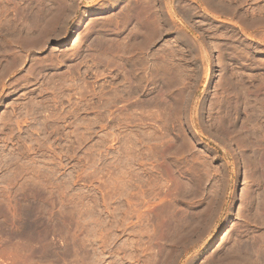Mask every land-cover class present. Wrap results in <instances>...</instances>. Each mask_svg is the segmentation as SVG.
<instances>
[{"label":"rangeland","instance_id":"374dc122","mask_svg":"<svg viewBox=\"0 0 264 264\" xmlns=\"http://www.w3.org/2000/svg\"><path fill=\"white\" fill-rule=\"evenodd\" d=\"M263 101L264 0H0V264H264Z\"/></svg>","mask_w":264,"mask_h":264},{"label":"bare ground","instance_id":"6f19581e","mask_svg":"<svg viewBox=\"0 0 264 264\" xmlns=\"http://www.w3.org/2000/svg\"><path fill=\"white\" fill-rule=\"evenodd\" d=\"M112 1H116V0H112ZM112 4V3H111ZM153 4V3H152ZM138 8L137 7H135V10H134V12H135V14H137V10ZM140 10V9H139ZM141 11V10H140ZM136 17H137V15H136ZM155 17V16H154ZM153 17V18H154ZM134 19V22L136 21L135 19L136 18H133ZM115 23V22H114ZM119 23V22H118ZM136 23H137V21H136ZM138 23H139V19H138ZM153 23H154V21H151L150 22V26H151V29H152V26H153ZM138 30V29H137ZM153 30V29H152ZM154 31H155V29H154ZM138 32V31H137ZM152 33H154V32H152ZM137 34H139V33H134V37H133V40L135 41V38H138L139 37V35H137ZM136 36V37H135ZM155 37V36H154ZM149 39H148V42L150 41L151 42V40H152V38H153V35L151 36L150 35V37H148ZM141 39V38H140ZM132 40V41H133ZM115 42V41H114ZM137 44V43H136ZM150 44V43H149ZM133 46V45H132ZM132 46H131V48H132ZM136 51V50H135ZM150 63V62H149ZM143 65V64H142ZM142 65L140 66V65H137V66H133V67H131V77H132V79L134 80V90H137V91H141V92H144V91H151L152 89H153V87L151 88V90L150 89H148L147 88V86H149V84H154L153 82L152 83H150V81H148V78L147 77H144L143 76V67H142ZM153 73V72H152ZM153 75V74H152ZM150 80V79H149ZM153 86V85H152ZM132 87V86H131ZM237 95H238V93H237ZM236 100H234L233 102H232V99L229 101H226V99H225V102L223 103V104H221V106L222 107H224L225 109H226V113H225V115H226V117H225V123H226V125L229 127V128H231V131H233V130H235L236 131V133H241L242 134V136L244 137V139L246 140V143H249V144H252V140H253V136H255V129H252V126H250V122L249 121H251L250 119L251 118H253V116H254V113L252 114V111L248 114V117L249 118H246L243 122H240V114H241V111H240V106H239V104H240V95H239V97L238 98H235ZM250 104V103H249ZM262 105L263 106H261L262 107V109L264 108V101L262 102ZM252 108V107H251ZM245 109H247V108H245ZM248 109H250V108H248ZM252 110V109H251ZM254 110V109H253ZM234 111L237 113L236 115H237V117L235 118V119H232V114L234 113ZM244 111V110H243ZM254 112V111H253ZM256 114V113H255ZM261 114V116L262 117H264V110H263V112H261L260 113ZM260 116V115H259ZM233 129V130H232ZM168 149V148H167ZM164 150V149H163ZM170 151V150H169ZM144 152V151H143ZM171 159V158H170ZM173 159H174V157H173ZM256 163V162H255ZM257 167V166H256ZM255 167V168H256ZM254 168V167H253ZM257 169V168H256ZM255 170V169H254ZM264 209V208H263ZM262 212H264V210L262 211ZM256 213H258V212H256ZM253 214V213H252ZM263 215H264V213H262ZM262 215V216H263ZM254 216V215H253ZM254 217H256V216H254ZM252 218V217H251ZM258 218H259V216H258ZM263 218V217H262ZM264 219V218H263ZM262 219V220H263ZM252 220V219H251ZM263 222V221H262ZM259 225V224H258ZM231 246V245H230ZM251 247V246H250ZM249 249V248H248ZM241 250V251H240ZM251 250V249H250ZM228 251V250H227ZM242 251H244V249H239V250H232V252L230 253V254H227L226 255V258H228V259H230L231 261H235V263H236V260H238V262H239V260H242L241 258H245V261H246V257H243L242 256V254L244 253H242ZM227 253V252H226ZM244 256H246V255H244ZM250 257V256H249ZM225 258V259H226ZM221 260V262L219 263V264H225L226 262H228V261H226V260ZM247 259H249L248 257H247ZM230 261V262H231ZM244 261V262H245ZM237 262V263H238ZM242 262V261H241ZM240 262V263H241ZM243 262V263H244ZM242 263V264H243ZM249 263V262H248ZM234 264V263H233ZM247 264V263H246Z\"/></svg>","mask_w":264,"mask_h":264}]
</instances>
